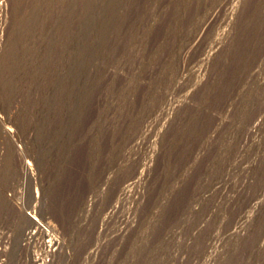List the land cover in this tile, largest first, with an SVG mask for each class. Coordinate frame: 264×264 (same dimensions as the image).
I'll use <instances>...</instances> for the list:
<instances>
[{
	"label": "rangeland",
	"instance_id": "374dc122",
	"mask_svg": "<svg viewBox=\"0 0 264 264\" xmlns=\"http://www.w3.org/2000/svg\"><path fill=\"white\" fill-rule=\"evenodd\" d=\"M263 190L264 0H0L5 264H264Z\"/></svg>",
	"mask_w": 264,
	"mask_h": 264
},
{
	"label": "bare ground",
	"instance_id": "6f19581e",
	"mask_svg": "<svg viewBox=\"0 0 264 264\" xmlns=\"http://www.w3.org/2000/svg\"><path fill=\"white\" fill-rule=\"evenodd\" d=\"M215 17V14H211L210 17L208 19H206V21H204V23L202 24L201 26V29L199 30L198 33H196V35L194 36L193 40L191 41V43L189 44V49H194L202 40L203 38V35L206 31V29L208 28V26L210 25V22H212V20L214 19ZM218 35V34H217ZM218 44H220V42H217L215 46H217ZM214 46V49L216 48ZM219 46V45H218ZM216 50V49H215ZM161 112V111H160ZM255 121V120H254ZM255 123V122H254ZM4 125V124H3ZM252 127H255V128H260L261 127V123L259 124L258 121H257V124H253ZM3 128V126H2ZM252 129V128H251ZM250 131V130H249ZM5 132L7 134H10V131L8 129L5 128ZM9 137V136H8ZM11 137V136H10ZM29 166V165H28ZM247 168L245 167L244 170H246ZM250 169V168H248ZM146 168L141 167L140 169H137L136 171H134V175L132 177H130V179H128L122 186H124L126 184V186L122 189L119 190V193L120 195H122V192H124V189L130 186H132L133 184H136V182H138L139 179H142L141 177H143V174L145 172ZM247 171V170H246ZM258 175V174H257ZM135 186V185H134ZM217 188V187H216ZM125 189V190H127ZM257 189V188H256ZM118 195V194H117ZM119 196V195H118ZM113 200V199H112ZM259 201H257L255 204V207L257 208L258 206H260L262 204V202L264 201V190H263V193L259 196ZM114 201V200H113ZM130 201V200H129ZM116 204L118 202L117 201H114ZM227 205V204H226ZM116 208V205H112L111 206V209H115ZM256 208L254 210H256ZM250 213V212H249ZM27 215L30 217V221L32 223L31 225V229L25 231L24 235H23V238H22V242H25V241H29L31 238L33 239L36 232L40 231V233H44L46 234V237H49V239L47 241H43L44 245L49 247V253H47V256H49V258H51V262H43V260H41L42 264H53V258L58 254L57 252V246L60 245V240L58 242V238L53 234V232L51 231L52 229H50V227L44 223L43 221H39L36 219V217L31 214V213H27ZM33 215V216H31ZM251 215L249 216H245L243 219H242V223H241V227L242 229L244 228H247L251 222ZM192 221V220H191ZM219 222V221H218ZM214 225V224H213ZM230 226V225H229ZM211 231V230H210ZM239 231V230H238ZM241 231V230H240ZM37 232V233H38ZM242 233V232H241ZM219 235V234H218ZM240 236V233L235 231L234 229H230L228 230V232L223 236V238L221 239V241H227V240H230L231 238H236V237H239ZM8 239V237H7ZM264 239V238H263ZM8 242H9V239H8ZM60 243V244H59ZM10 245V243H9ZM43 245V246H44ZM54 246H56V248H54ZM59 250H60V247H59ZM35 257H33V260H34ZM53 259V260H52ZM33 260H32V263H33ZM40 260V259H39ZM50 260V259H49ZM37 262V261H35ZM40 262V263H41ZM31 263V264H32Z\"/></svg>",
	"mask_w": 264,
	"mask_h": 264
},
{
	"label": "built area",
	"instance_id": "2783aa9c",
	"mask_svg": "<svg viewBox=\"0 0 264 264\" xmlns=\"http://www.w3.org/2000/svg\"><path fill=\"white\" fill-rule=\"evenodd\" d=\"M37 232H36V234H35L33 239L31 238L29 241H25V243L28 244V243L35 242V237L38 234ZM39 233H40V231H39ZM47 240H45V241H47ZM43 245H44V243H43ZM8 248H9L8 239L5 236H3L1 238V240H0V264H5L6 263L3 254L8 250ZM54 248H56V246H54ZM47 253H49V247L44 245V248H43V250L41 252H35V254H34L35 258H34L32 264H42L41 260H43V262H45V261L46 262H50L49 256H47ZM35 261H37V262H35Z\"/></svg>",
	"mask_w": 264,
	"mask_h": 264
}]
</instances>
